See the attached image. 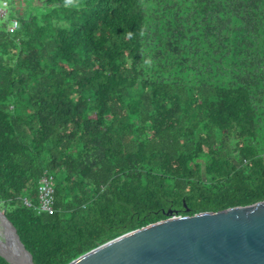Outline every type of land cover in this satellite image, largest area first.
Returning a JSON list of instances; mask_svg holds the SVG:
<instances>
[{"label":"trees","instance_id":"obj_1","mask_svg":"<svg viewBox=\"0 0 264 264\" xmlns=\"http://www.w3.org/2000/svg\"><path fill=\"white\" fill-rule=\"evenodd\" d=\"M7 1L0 209L35 264L264 201V0Z\"/></svg>","mask_w":264,"mask_h":264},{"label":"water","instance_id":"obj_2","mask_svg":"<svg viewBox=\"0 0 264 264\" xmlns=\"http://www.w3.org/2000/svg\"><path fill=\"white\" fill-rule=\"evenodd\" d=\"M171 215L69 264H264V201L193 216ZM0 226L8 234L5 243L0 239V254L10 264H35L1 209Z\"/></svg>","mask_w":264,"mask_h":264},{"label":"built area","instance_id":"obj_3","mask_svg":"<svg viewBox=\"0 0 264 264\" xmlns=\"http://www.w3.org/2000/svg\"><path fill=\"white\" fill-rule=\"evenodd\" d=\"M10 4L7 0L0 2V18H6L9 14ZM18 20H11V27L16 29L18 27ZM23 202L28 208H35L38 214L47 213L53 215L56 209L55 198V178L52 174L46 172L39 181L38 186V202L35 205L29 198H24Z\"/></svg>","mask_w":264,"mask_h":264},{"label":"bare ground","instance_id":"obj_4","mask_svg":"<svg viewBox=\"0 0 264 264\" xmlns=\"http://www.w3.org/2000/svg\"><path fill=\"white\" fill-rule=\"evenodd\" d=\"M7 235L8 234L6 233V231L2 228V226H0V236H2L0 239H2L3 243H5L4 237L6 238ZM11 250H14V252L20 254V252L16 250V247H13Z\"/></svg>","mask_w":264,"mask_h":264},{"label":"rangeland","instance_id":"obj_5","mask_svg":"<svg viewBox=\"0 0 264 264\" xmlns=\"http://www.w3.org/2000/svg\"><path fill=\"white\" fill-rule=\"evenodd\" d=\"M0 2H1V0H0ZM20 3V2H19ZM38 6L39 5V3H34L33 4V6ZM17 7L19 8V9H21V10H24L25 11V8H24V3L22 2V4H20V5H17ZM11 8H9V12H10V14L12 13V10H10ZM202 164V166H204V164L203 163H201Z\"/></svg>","mask_w":264,"mask_h":264}]
</instances>
